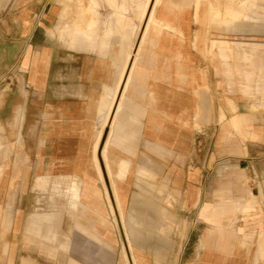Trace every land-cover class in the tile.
<instances>
[{
    "label": "crops",
    "instance_id": "obj_1",
    "mask_svg": "<svg viewBox=\"0 0 264 264\" xmlns=\"http://www.w3.org/2000/svg\"><path fill=\"white\" fill-rule=\"evenodd\" d=\"M60 1L0 0L4 45L16 53L30 36L13 57L26 63L27 87L12 104L0 95L10 131L0 164V264H264V62L241 40L221 38L211 58L202 50L207 19L234 30L256 22L264 6L135 0L134 26L127 0H107L118 27L139 31L134 54L119 57L107 50L117 28L99 31L98 0ZM130 62L103 158L105 183L124 205L126 251L118 224L105 219L95 146L106 99ZM254 75L263 98L251 91ZM29 190L37 193L31 210ZM164 201L175 211L149 214Z\"/></svg>",
    "mask_w": 264,
    "mask_h": 264
},
{
    "label": "rangeland",
    "instance_id": "obj_2",
    "mask_svg": "<svg viewBox=\"0 0 264 264\" xmlns=\"http://www.w3.org/2000/svg\"><path fill=\"white\" fill-rule=\"evenodd\" d=\"M59 4H61L60 0H57ZM99 1V5H98V11L100 12V19H101V23H100V27H99V31L102 33L104 32L109 26L113 25L117 28V30L110 35L109 38V42H110V46H108L107 50L108 53L110 55H114V56H119V57H123L124 54H126V52L130 51V54H134L135 51V47L138 45V42L140 39L139 38V31L138 34L134 35L133 31L131 33L130 29L127 28L126 32L125 29H123L122 27H118L116 21H115V17L113 16V9L109 6L107 0H98ZM120 1V0H118ZM239 0H204L205 4L204 7L207 9V7H209L208 2H213V6L219 10H222L225 3H229L231 2L232 4H237ZM88 0H84V3L87 4ZM259 4L261 6H264V0H259L258 1ZM74 5L76 4L75 1H73ZM246 12H248L249 14H253V15H257L256 13H254L253 11H251L250 9H246ZM259 13V18L258 20L255 21H248V20H244L243 21V25L238 27V29H234V30H225L224 28H220L217 26H214L211 24V22L207 19L205 21V25H204V32L203 35L206 38V43L203 44V49L204 50V56L205 58H211L213 57L214 53L218 51V46L220 45L219 40L221 38H226L229 40V43L227 44V46H232L233 45V40H241L244 41L242 43L243 48H245L246 51L251 52L253 50H256V53L258 55L255 56V61L256 64L259 65V63L264 62V10L260 9L258 11ZM139 12H138V8L136 5L135 0H127V7L126 10L124 11V16L128 18V20H130V22L134 25L137 26L140 24L139 22ZM57 23H55L56 25ZM1 31V28H0ZM125 34V36H123ZM24 38L22 40V42L18 45L17 51L16 53L12 52L10 49L11 45L8 44V46L6 47V45H4V41L1 39L0 36V95H1V99H5L6 101H10V104L13 103V99L16 100V94H18L17 89H24L25 87H27V80H26V63L23 61V63L20 64V61H17V63H15V58L14 55L17 56V53L20 52L22 50V48L24 47V44L29 43V37L27 35V33L25 32L24 34ZM57 37V34H56ZM216 40L215 43H213V40ZM35 39L31 40V44L34 43ZM253 41V42H252ZM256 42V43H254ZM30 44V43H29ZM6 48V49H5ZM5 49V51H4ZM131 55V56H132ZM243 65L246 68H250V66L248 65V63L243 62ZM235 78V82L237 84H241L243 83V77L237 76V77H233ZM250 85L252 87L251 91L254 92V95H257L259 98H263L262 93H256L255 87L257 84V76H253L252 80L249 81ZM118 88V87H117ZM116 85L115 88L113 90L112 95L108 96V98L106 99L108 103L107 108L105 107L106 113L104 112L101 116V119L99 120V127L101 130L102 129V124L103 122L106 123V114L109 111L112 99L114 97V94L117 90ZM238 88V87H237ZM122 98V97H121ZM104 110V111H105ZM262 110H264V107L262 108ZM105 114V115H104ZM1 120H4L1 121ZM0 122L4 127V131L0 130V140L3 141V143L5 142V138L3 139V137L5 135H7V133H9L10 131H8L7 129V125H6V118L1 117L0 116ZM104 131L107 133L108 132V127L104 126V128L102 129V132L104 133ZM2 135V137H1ZM106 135V134H105ZM13 141H14V136H12ZM4 148L1 150L2 151V155L0 156V164H2L4 162V157H3V150L7 149V145L4 143L3 144ZM105 156H106V148H105ZM12 157H13V163H15V159H16V155L12 153ZM6 159L7 164L5 166V168H8L9 165L11 164V161L9 159V157L7 156ZM193 158L191 156L186 157L183 162L186 163V165H191ZM19 161H21V157H19ZM174 161V160H173ZM175 163V161L173 162ZM15 174V173H14ZM14 181L15 178H14ZM16 184V182H14ZM115 189V197L117 198V201L119 202V198H118V193H117V189L114 187ZM155 189H153L154 191ZM37 195L36 192L33 191H28V193L26 194V201H27V205L29 206L30 210L32 209V205L34 204V198ZM49 192H47L46 194H44V196H48ZM161 195L160 190H156V196H157V200H159V196ZM119 204V208H121L120 211H122L123 214V223L124 226L126 224V220H125V214H124V205L122 203H118ZM137 206V210H140L141 207H143L144 205H136ZM37 207H47V204H43L41 206H37ZM168 208L172 209L173 207V211L175 206L171 205L164 201L161 204L158 203L157 205H153L151 207V209H149V214H153L155 212H160L161 208ZM103 212L105 215V219L108 220V222H110L111 224L114 225V223L112 222V215L110 213V209L108 206L107 201H104L103 204ZM157 217H160V214H157ZM154 221V220H152ZM157 222V221H155ZM115 226V225H114ZM142 234V232H140ZM140 233L136 234L134 236V242L136 243H141L144 239V235H141ZM120 234V233H119ZM154 240V239H153ZM156 240V238H155ZM154 242V241H153ZM157 242V241H156ZM120 244L122 246V236H120ZM132 253L134 255H136L135 252H133L132 249Z\"/></svg>",
    "mask_w": 264,
    "mask_h": 264
},
{
    "label": "bare ground",
    "instance_id": "obj_3",
    "mask_svg": "<svg viewBox=\"0 0 264 264\" xmlns=\"http://www.w3.org/2000/svg\"><path fill=\"white\" fill-rule=\"evenodd\" d=\"M149 12H150V10H149ZM149 12L147 13V15L145 17V22H146V20L148 18ZM130 67H131V62L128 65V68H127L126 73H125V75L123 77V80L120 79L122 81L120 89L118 90V88H119V85H118V88H117V90H116V92L114 94V97L112 99L109 111L107 113L106 123H105L106 125L105 126L108 127V132L106 133L104 131V133L103 132H102V134L100 133L101 137H100L99 143L97 142V144L95 146V152L97 150V152H96L97 159H96V162H95L96 163V168H97V171H98V174H99V177H100V181H101V184H102V187H103V191H104V194H105L109 209H110V213L112 215L114 223L118 224L120 235L122 236L123 242L125 244L126 251H128V247L126 245V239H125L124 231H123V228H122V225H121V222H120L121 211H120V208H119V204H118L117 198L115 197V189L111 186L112 182H111L110 186H107V184L105 183V178L106 177L108 179H110V172L108 170V167H105L103 158L106 161L105 148H106L107 137H108V134H109V130H110V126H111V123H112L113 115H114L115 111L118 109L119 104H120V100H121V97H122V94H123L122 93L123 92V87H124V84L126 82ZM119 98H120V100H119ZM102 150H103V152H102ZM102 155H103V157H102ZM99 165H100V167H99ZM106 168H107V171H106Z\"/></svg>",
    "mask_w": 264,
    "mask_h": 264
}]
</instances>
